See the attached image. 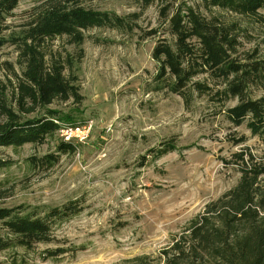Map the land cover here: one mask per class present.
<instances>
[{"label":"rangeland","instance_id":"rangeland-1","mask_svg":"<svg viewBox=\"0 0 264 264\" xmlns=\"http://www.w3.org/2000/svg\"><path fill=\"white\" fill-rule=\"evenodd\" d=\"M37 1L23 0L0 36V81L6 93H16L22 66L14 41L22 37ZM178 1L207 18L239 23L253 37L246 50L264 54V31L249 19L219 9L207 12L199 0ZM83 5L139 17L131 18L126 30L91 29L80 46L66 37L48 44L49 50L74 61L72 72L84 97L81 105L55 102L50 109L69 117L64 131L87 125L91 130L83 143L71 140L76 153L63 155L48 172L30 169L27 159L55 153L57 140L66 142L62 132L42 146L1 149L0 161L7 166L0 168V209L79 201L84 211L57 229L54 243L0 252V264H133L142 256L161 264L163 251L188 223L237 186L243 161L264 164L262 142L245 125L235 127L222 107L205 98L186 107L156 81L152 54L159 39L148 35L161 24L157 4L145 10L133 0ZM161 32L170 39L166 27ZM171 140L178 152L154 158L151 151ZM74 248L80 250L55 259L44 255Z\"/></svg>","mask_w":264,"mask_h":264},{"label":"trees","instance_id":"trees-1","mask_svg":"<svg viewBox=\"0 0 264 264\" xmlns=\"http://www.w3.org/2000/svg\"><path fill=\"white\" fill-rule=\"evenodd\" d=\"M23 0H0V36ZM84 1L38 0L31 10L22 37L14 44L19 50L22 75H16V93H6L0 81V150L26 145L42 146L56 140L66 116L50 109L55 102L81 105L84 97L72 69L74 61L47 48L59 38L80 46L85 32L96 28L126 30L130 19L84 7ZM145 10L155 4L160 27L148 36L158 37L153 60L158 65L156 81L189 107L195 98H205L223 108L235 126L245 125L264 145V54L246 50L253 40L239 23L207 18L195 7L178 0H133ZM202 8L227 11L247 18L264 31V0H199ZM167 28L170 39L163 37ZM4 42L0 40V49ZM69 71V75L66 72ZM236 105L227 107L231 102ZM76 146L57 140L56 152L27 159L34 171L48 172L63 155L75 154ZM178 152L173 140L162 143L151 154L156 159ZM0 161V168H5ZM237 186L208 203L179 237L163 251L161 264H264V164L253 160L240 164ZM79 201L59 207L22 205L0 209V252L33 250L55 242L64 223L82 214ZM74 249L46 250L55 259ZM133 264H154L149 256Z\"/></svg>","mask_w":264,"mask_h":264},{"label":"built area","instance_id":"built-area-1","mask_svg":"<svg viewBox=\"0 0 264 264\" xmlns=\"http://www.w3.org/2000/svg\"><path fill=\"white\" fill-rule=\"evenodd\" d=\"M63 128L64 126L62 125V130L59 133L62 132V135H63L62 137H64V140L68 143H70L71 140H74V139H76L80 143H83L86 140L91 130L90 125L78 127L75 130H72L70 132H66L67 130L64 131Z\"/></svg>","mask_w":264,"mask_h":264}]
</instances>
